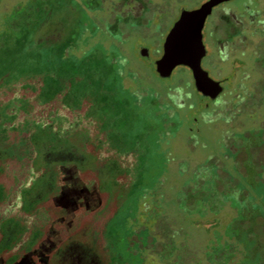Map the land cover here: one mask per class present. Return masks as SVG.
Returning <instances> with one entry per match:
<instances>
[{
	"label": "rangeland",
	"instance_id": "rangeland-1",
	"mask_svg": "<svg viewBox=\"0 0 264 264\" xmlns=\"http://www.w3.org/2000/svg\"><path fill=\"white\" fill-rule=\"evenodd\" d=\"M130 1L35 0L45 14L24 30L10 24L29 0H0V41L9 46L0 48V156H19L14 134L25 159L36 155L45 174L31 203L57 193L59 166L93 172L103 200V229L83 227L54 263L168 264L176 256L181 264L188 256L201 264L208 248L217 243L212 256L234 238L233 264H264V83L255 69L263 50H242L232 38L218 48L219 17L235 11L245 25L257 0L223 4L207 21L203 67L216 80L233 77L215 102L200 96L186 67L161 78L139 52L159 57L182 10L206 0ZM132 4L141 16L123 18ZM226 51L230 61L220 57ZM233 57L245 65L233 67ZM9 175L19 181L17 171ZM20 231L1 230L0 250Z\"/></svg>",
	"mask_w": 264,
	"mask_h": 264
},
{
	"label": "flooded vegetation",
	"instance_id": "flooded-vegetation-1",
	"mask_svg": "<svg viewBox=\"0 0 264 264\" xmlns=\"http://www.w3.org/2000/svg\"><path fill=\"white\" fill-rule=\"evenodd\" d=\"M34 1L35 0H29L30 3L26 10L20 11V6L15 8V13L19 17L10 24L11 29L18 27L27 30L26 27L32 25L33 20H29L32 16H43L45 14L44 6L35 7L30 5ZM117 1V4L123 3L128 5L127 3L130 0ZM142 1L143 0H131L130 2L138 5V3H142ZM133 4L130 10L122 11L121 14L123 18H139L141 16L137 15V17H134L135 14L133 11L137 8H134L135 6H133ZM250 6L251 4L246 7V11H250L249 13H251L249 16L250 21L254 19V15L255 18H262V16H264V0H257V4L254 7L256 11L252 12ZM233 15H236L235 11L230 10L228 15L219 17V20L223 22L225 26L222 28L225 33L222 35L223 37H221L222 45H219L218 48H221V46L224 47L225 45L223 44L228 42L229 38L232 37V42L237 39L239 34L244 30L247 31V26H241L239 20L235 19L234 22L232 18ZM218 16L219 15H217V18ZM215 24L217 25L219 23ZM115 25L117 29L121 27L120 23H116ZM249 26L251 25L249 24ZM206 27L207 22L204 28V41L206 38ZM218 27H220V25H218ZM8 47L7 44L0 41L1 50ZM162 49H164V46H162ZM163 52L164 50L161 51V55L155 58V60L161 58ZM186 68L189 69L188 67ZM190 72L192 73L191 70ZM62 113L64 115L69 114L65 111ZM9 138L10 144H14L13 147L17 149V154H19V156L5 157L3 154L0 156V232L3 229L12 231L15 229H22V231H20L21 234L17 237L18 240H16L12 247L0 250V264H55V256L59 249L64 246L71 237L75 240V235L78 234L83 227L92 228L94 231H101L103 229L101 225L104 205L97 188L96 178L93 172H82L78 170L76 166H59V171L56 173L57 179L55 181L57 193L45 202L31 203L29 202V196L35 193L34 191L42 178L41 176L44 175L45 172L43 169L36 168V155H28L29 159H25L24 153L25 150L27 153L28 148L19 147V140L21 138H18L16 134L9 136ZM11 170L17 171V178H19L18 182L10 177L9 173ZM39 189L40 188H37V190ZM2 196H6V198H1ZM26 211L32 215L30 216ZM2 239H4V237L0 233V241ZM9 239L10 237H8V240ZM233 239L234 238H231L230 241L226 242L227 246L222 249L223 251H219L216 254L213 253L212 256L208 253L212 250L214 251L217 243L213 248H208V252L206 251L207 253H205L207 257H204V261L201 262V264H233L237 253ZM99 240L102 242L104 240L103 236L100 235ZM17 241H22L23 244ZM73 254L74 261H76L79 256V250L77 249ZM191 258L192 257L188 256L185 257L181 260V264L198 263V261L194 262ZM176 261L177 257L174 256L172 262L168 264H177ZM83 262L85 263L86 261Z\"/></svg>",
	"mask_w": 264,
	"mask_h": 264
},
{
	"label": "water",
	"instance_id": "water-1",
	"mask_svg": "<svg viewBox=\"0 0 264 264\" xmlns=\"http://www.w3.org/2000/svg\"><path fill=\"white\" fill-rule=\"evenodd\" d=\"M232 0H207L199 8L183 9L168 33L161 58L153 60L148 47L139 48L140 55L149 61L161 78H170L179 66L192 71L197 92L207 102L215 101L224 92L225 80H216L203 67L208 55L204 28L212 10Z\"/></svg>",
	"mask_w": 264,
	"mask_h": 264
},
{
	"label": "trees",
	"instance_id": "trees-1",
	"mask_svg": "<svg viewBox=\"0 0 264 264\" xmlns=\"http://www.w3.org/2000/svg\"><path fill=\"white\" fill-rule=\"evenodd\" d=\"M232 18L234 19V22H235V19H236L235 16ZM249 22L245 23V26H247V31L244 30L241 34H239L238 38L235 39L233 43L236 44V46L244 44L245 46H242V50L243 49L245 50L248 47L252 48L253 50H255V49L256 50H263V52L258 53V57H257L258 60L255 64V69L260 73V79L259 80H261L262 81L261 83L263 84L264 83V19L259 18V17H256V18L254 17V19H252L251 21L249 20ZM249 24L251 26H249ZM252 25H253V27H252ZM241 26H243V25L241 24ZM242 30H243V27H242ZM253 30H254V32H253ZM231 38L228 39V42H225V43H227V50L230 47V39ZM238 49H240V48H238ZM219 53H220V50H219ZM220 57L224 61H227V60L230 61L229 54L227 51L224 55L221 53ZM234 60L236 61V64H235ZM244 60H245L244 58L233 57L232 58L233 67H236V65H238V67L245 65ZM228 64H229V62H228ZM224 78H226L227 81H230L233 79V77L228 76V75H225ZM256 87H258V86H256Z\"/></svg>",
	"mask_w": 264,
	"mask_h": 264
}]
</instances>
